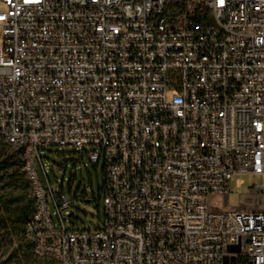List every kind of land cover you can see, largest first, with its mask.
Segmentation results:
<instances>
[{
    "label": "built area",
    "instance_id": "built-area-1",
    "mask_svg": "<svg viewBox=\"0 0 264 264\" xmlns=\"http://www.w3.org/2000/svg\"><path fill=\"white\" fill-rule=\"evenodd\" d=\"M0 3V142L22 150L36 256L264 264V182L248 207L207 208L232 176L264 179V0ZM45 147L103 162L101 227H65L67 197L35 171Z\"/></svg>",
    "mask_w": 264,
    "mask_h": 264
},
{
    "label": "rangeland",
    "instance_id": "rangeland-1",
    "mask_svg": "<svg viewBox=\"0 0 264 264\" xmlns=\"http://www.w3.org/2000/svg\"><path fill=\"white\" fill-rule=\"evenodd\" d=\"M5 7L0 3V12ZM2 31L0 29V44ZM42 163L35 160V171L42 185L50 187L55 193H64L70 208L62 212L65 227L72 231L94 230L103 225L104 204L101 189L104 185V165L93 166L84 155L74 148L45 147L40 152ZM83 157V161L80 157ZM78 162L75 164L74 163ZM264 182L263 177L244 174L234 175L230 178L227 195L216 194L207 198L209 212L231 213L235 212L243 200L245 207L254 204L255 188ZM49 216L56 227L59 220L50 201ZM73 213V217L69 215ZM69 216V217H68ZM8 253L0 251V262L6 261Z\"/></svg>",
    "mask_w": 264,
    "mask_h": 264
},
{
    "label": "trees",
    "instance_id": "trees-1",
    "mask_svg": "<svg viewBox=\"0 0 264 264\" xmlns=\"http://www.w3.org/2000/svg\"><path fill=\"white\" fill-rule=\"evenodd\" d=\"M23 168L21 148L0 142V251L8 253L0 264H54L36 256L25 240L23 227L34 210V200Z\"/></svg>",
    "mask_w": 264,
    "mask_h": 264
},
{
    "label": "water",
    "instance_id": "water-1",
    "mask_svg": "<svg viewBox=\"0 0 264 264\" xmlns=\"http://www.w3.org/2000/svg\"><path fill=\"white\" fill-rule=\"evenodd\" d=\"M69 217V216H68Z\"/></svg>",
    "mask_w": 264,
    "mask_h": 264
}]
</instances>
